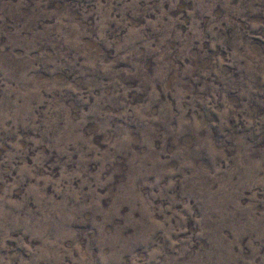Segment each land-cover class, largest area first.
I'll return each mask as SVG.
<instances>
[{
  "label": "rangeland",
  "instance_id": "obj_1",
  "mask_svg": "<svg viewBox=\"0 0 264 264\" xmlns=\"http://www.w3.org/2000/svg\"><path fill=\"white\" fill-rule=\"evenodd\" d=\"M0 264H264V0H0Z\"/></svg>",
  "mask_w": 264,
  "mask_h": 264
}]
</instances>
